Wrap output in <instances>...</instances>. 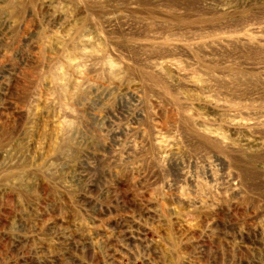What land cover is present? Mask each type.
<instances>
[{
    "label": "rangeland",
    "instance_id": "rangeland-1",
    "mask_svg": "<svg viewBox=\"0 0 264 264\" xmlns=\"http://www.w3.org/2000/svg\"><path fill=\"white\" fill-rule=\"evenodd\" d=\"M0 264H264V0H0Z\"/></svg>",
    "mask_w": 264,
    "mask_h": 264
}]
</instances>
